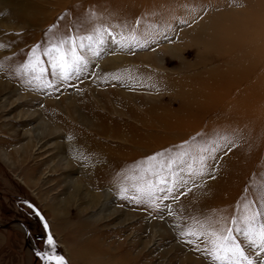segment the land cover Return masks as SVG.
<instances>
[{
  "label": "rangeland",
  "instance_id": "obj_1",
  "mask_svg": "<svg viewBox=\"0 0 264 264\" xmlns=\"http://www.w3.org/2000/svg\"><path fill=\"white\" fill-rule=\"evenodd\" d=\"M96 25L140 43L106 36L69 79L47 57L43 82L23 72L50 28ZM262 193L264 0H0V264H43L18 221L68 264H215L185 233Z\"/></svg>",
  "mask_w": 264,
  "mask_h": 264
},
{
  "label": "snow or ice",
  "instance_id": "obj_2",
  "mask_svg": "<svg viewBox=\"0 0 264 264\" xmlns=\"http://www.w3.org/2000/svg\"><path fill=\"white\" fill-rule=\"evenodd\" d=\"M91 15L95 16V13ZM137 24H139V21H137ZM55 27L53 25V28ZM53 28L49 29L47 45L43 49L40 45L34 46L28 60L21 66L24 73L42 82L47 72L43 57H47V64L52 69V75L69 79L74 72L81 71L82 67L87 65V53L93 56L99 55L101 47L106 43V36L110 37L111 42L121 48L131 49L140 43L134 29L127 35L123 32L120 33L117 39V36L103 25H96L87 34L83 35L77 34V29V32L71 35L55 36L52 35ZM48 86H51L50 83ZM151 159H155V157ZM174 163L175 160H170L166 166L171 169ZM163 167L164 165H162ZM160 182L164 183L166 181L161 178ZM124 191L126 189H122V193ZM137 191L151 199L154 186L149 182L147 187L138 186ZM252 204V201H246L243 204V211H241L239 205L237 206V215L231 217V226L225 223L218 230L202 228L200 231H193L190 229L185 234L196 236L197 239L203 237L208 246L206 252L215 264H254V261L246 254L245 248L238 239V237H242L248 247L257 250V255L264 253V211L254 209ZM260 207L264 208V193L261 194ZM45 228H47V224H45ZM47 245L50 249L48 252L42 255L37 253L45 264H67L63 256L56 254V242L51 234L48 235Z\"/></svg>",
  "mask_w": 264,
  "mask_h": 264
},
{
  "label": "water",
  "instance_id": "obj_3",
  "mask_svg": "<svg viewBox=\"0 0 264 264\" xmlns=\"http://www.w3.org/2000/svg\"><path fill=\"white\" fill-rule=\"evenodd\" d=\"M19 223H20V225L23 227V229H24V232H25V237H26V244L30 247V249L34 252V255L36 256V258L37 257H41V256H39V255H37V253H40L41 255L43 254L42 252H40L39 250H37L36 248H34V247H32L31 245H30V243H29V239H30V237H31V234H30V231H29V229L27 228V226L23 223V222H20V221H18ZM9 227V225H5V226H0V229H7ZM67 262V261H66ZM43 264H45V262H44V260H43ZM67 264H68V262H67Z\"/></svg>",
  "mask_w": 264,
  "mask_h": 264
}]
</instances>
